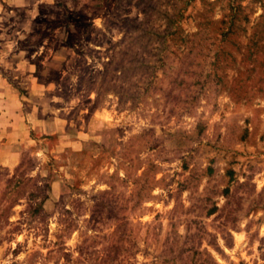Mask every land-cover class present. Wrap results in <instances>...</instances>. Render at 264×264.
<instances>
[{
  "label": "rangeland",
  "instance_id": "1",
  "mask_svg": "<svg viewBox=\"0 0 264 264\" xmlns=\"http://www.w3.org/2000/svg\"><path fill=\"white\" fill-rule=\"evenodd\" d=\"M0 89V264H264V0H0Z\"/></svg>",
  "mask_w": 264,
  "mask_h": 264
},
{
  "label": "crops",
  "instance_id": "2",
  "mask_svg": "<svg viewBox=\"0 0 264 264\" xmlns=\"http://www.w3.org/2000/svg\"><path fill=\"white\" fill-rule=\"evenodd\" d=\"M0 91L2 90L0 89ZM0 109V133L2 134V132L6 131L5 129L7 127L9 128V126L11 125L9 121L12 117V113L10 110H8V106L3 100H0Z\"/></svg>",
  "mask_w": 264,
  "mask_h": 264
}]
</instances>
